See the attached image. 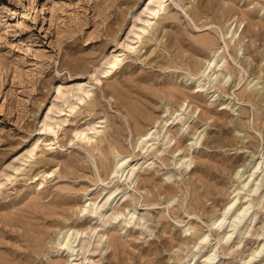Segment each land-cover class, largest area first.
Segmentation results:
<instances>
[{
    "label": "rangeland",
    "instance_id": "obj_1",
    "mask_svg": "<svg viewBox=\"0 0 264 264\" xmlns=\"http://www.w3.org/2000/svg\"><path fill=\"white\" fill-rule=\"evenodd\" d=\"M154 1L0 0V264H201L212 249V264H264L248 262L264 236V0ZM147 131L172 149L142 153ZM117 153L139 165L132 185ZM241 186L256 217L232 247L213 222ZM135 205L140 224L107 218ZM76 231L71 255L58 242Z\"/></svg>",
    "mask_w": 264,
    "mask_h": 264
},
{
    "label": "bare ground",
    "instance_id": "obj_2",
    "mask_svg": "<svg viewBox=\"0 0 264 264\" xmlns=\"http://www.w3.org/2000/svg\"><path fill=\"white\" fill-rule=\"evenodd\" d=\"M154 3H156V6L153 7V8H150L149 9L155 13V14H158L162 9H164L163 5L165 3V0H155ZM149 25L151 26V23L148 22ZM148 25V26H149ZM148 28L149 27H145L143 26L142 27V30L143 32H146L148 31ZM213 56V55H212ZM215 57V56H214ZM223 59V58H222ZM210 61L207 63V67L204 69L203 71V74H206L207 70L212 67L213 65L215 67L218 66V63L219 61L216 60V58L214 60L211 61V59H209ZM118 57H115V59L112 61V68H114L117 64H118ZM221 68H224L225 67V63L223 62L221 65H219ZM217 76H215L214 79H217ZM225 76V75H224ZM227 76V75H226ZM219 78V77H218ZM225 78V77H224ZM254 88V87H253ZM76 91V93H73V91ZM71 94L73 96H77V98L79 100H84L85 99V96H89L90 95V90L87 89V87L85 86H77V87H73L71 88ZM65 96V95H64ZM214 96V95H213ZM71 97V95H70ZM73 101V100H72ZM59 109V107H58ZM101 124V123H100ZM49 125V124H48ZM185 125V124H184ZM99 127V126H98ZM183 127V126H182ZM153 128V127H152ZM151 128V129H152ZM91 129H93V131L95 133H98V129L97 127H92ZM150 129V130H151ZM158 130V129H157ZM85 131V130H84ZM241 132V131H240ZM81 133V132H80ZM83 133V132H82ZM168 132H165V135H164V138L162 141V145H163V148H158L157 149V144L155 142V140H158L160 138V133L159 132H151V131H147L146 133H144L143 135H141V137L138 139V143H139V147H140V150L142 151V153L146 154V153H149L151 150H154V151H160L161 154L162 153H166L167 151H170L169 149H172L170 144H171V141L173 138H171L169 135H167ZM80 135V134H79ZM79 137V136H78ZM84 139H87L88 141L93 139V136H88V135H85L84 136ZM149 142H152L149 144ZM110 148L113 150V152H118L116 149H115V146H113V144H110ZM151 148V149H150ZM136 149V148H135ZM112 152V153H113ZM135 152V151H134ZM136 154V153H135ZM116 155V154H115ZM114 157H117V164H116V169H115V173H118V176L120 179L124 178L125 181H128V183L130 185H132L135 180H136V177H137V169L139 168V165L137 164H133V158L130 156V155H121L120 153H117L116 156ZM176 156H174L175 158ZM137 162V161H136ZM139 162V161H138ZM147 162V161H146ZM145 162V163H146ZM179 162L180 161H176L175 162V165H179ZM261 162V161H260ZM187 163V166L191 165V162H185ZM183 164V163H182ZM260 164H258L256 166V169L250 173V175L248 176V178H250V180L248 182H246L244 185L247 186L250 182H252V185H250V188H249V193L250 191L253 192V193H258L261 189V186H262V179H258V176L262 173V170L259 174L256 175V171L260 169ZM252 167V166H251ZM113 169V170H114ZM141 169V168H140ZM139 169V170H140ZM251 171V170H250ZM249 172V171H248ZM113 173V172H112ZM246 173V172H245ZM246 181V180H245ZM117 185V184H116ZM114 188V187H113ZM113 190V189H112ZM240 190H243V186L239 187V191L234 195L233 198H231V201L228 203L227 206H225V209H224V212H223V218H221L220 220H216V221H212L213 222V225H217V228L219 229H222L223 231V235H222V240H225L226 243H230V246L231 244L232 247H234L236 244H237V241H235V239H239L242 237V235H244L243 233H245L244 231L242 232V228H243V223L245 224L249 219H250V222L255 219L256 217V211L252 209H254V199L253 198H250L249 196H251L250 194H246L247 195V198L249 197V199H245V201H240V197H239V193H240ZM121 191V190H120ZM134 191V190H133ZM264 191V190H263ZM123 192V190H122ZM125 193V192H124ZM264 193V192H263ZM118 194V193H117ZM260 194V193H259ZM116 195V194H115ZM126 194H123L122 196H124ZM263 196V195H262ZM116 196H112L111 194L105 199V201L102 203V204H98L96 202L93 203V205L90 207L89 211L94 215V217L97 215L98 218L100 219H105L106 217V214H107V211L109 209H113V203H114V200H115ZM122 198V197H121ZM264 198V197H263ZM117 199V198H116ZM103 200V199H102ZM243 200V199H242ZM240 201V204L238 205V202ZM259 203L261 204L262 203V200H260L259 198ZM259 204V205H260ZM116 205V204H115ZM114 205V206H115ZM256 208V207H255ZM87 209V208H86ZM128 209V208H126ZM128 213L125 214L123 212H121L120 214L118 215H111L110 217L107 215V218H119V216H123V223H125L126 225H129V224H133V225H137V224H140L141 220H143L146 216L144 214H139L138 213V207L137 205L133 206L132 208L128 209ZM264 211V210H263ZM93 217V218H94ZM261 217H259L260 219ZM218 219V218H217ZM258 220V219H257ZM120 221V220H119ZM108 222V221H107ZM262 222V221H261ZM111 223V222H110ZM253 223V221L251 222ZM250 224V223H248ZM258 224V223H257ZM132 225V226H133ZM251 225V224H250ZM260 225V224H259ZM131 226V227H132ZM259 227V226H258ZM134 228V227H133ZM245 228V227H244ZM250 228V226H249ZM97 229V228H96ZM141 229V228H140ZM102 230V228H101ZM245 230V229H244ZM247 230H248V227H247ZM258 231V229H256ZM255 230V232H256ZM93 232V231H92ZM248 232V231H246ZM254 232V234H255ZM67 233V232H66ZM257 233V232H256ZM264 232L262 231V236L264 235L263 234ZM78 234H79V231H76L75 235H72V234H66L64 237H63V240L59 241L58 244L60 246H65L69 249V251H71V255L72 252L75 251V248H76V244L74 245L75 241H76V238L78 237ZM248 234V233H247ZM94 235V234H93ZM106 235V230L105 232L104 231H99L97 233V237H98V240H97V244H104V241H103V238L104 236ZM203 235V234H202ZM71 236L73 237H76L74 239V241L71 239ZM238 236V237H237ZM234 237V238H233ZM253 237V236H252ZM83 238V237H82ZM81 238V240H82ZM93 238V236L91 237ZM66 239V241H65ZM96 239V238H95ZM236 239V240H237ZM250 238H248L249 240ZM80 240V239H79ZM201 240L202 242H205V243H208L209 240H210V234H206L204 233L203 236H201ZM243 240V239H242ZM253 240V239H252ZM256 240V239H255ZM64 242V243H63ZM80 242V241H79ZM92 242V241H90ZM221 242V241H220ZM241 243V242H240ZM258 243V242H257ZM78 244V243H77ZM260 248H257V250H255V252H252L253 254H251L250 256V259L248 260L249 261H252L253 258H256L257 256H259L260 254H262L264 252V236H263V240H262V243H260ZM90 245V243H89ZM88 245V246H89ZM213 246V245H212ZM79 247V246H78ZM231 247V248H232ZM259 247V246H258ZM213 248V247H212ZM230 248V247H229ZM235 250V249H234ZM212 251V252H211ZM208 255H206L205 259L204 260H201V264H212V262H214L217 257H218V252L216 249H212ZM234 252V251H233ZM245 252V250H244ZM196 254V253H195ZM198 255V254H197ZM264 255V254H263ZM247 256V255H246ZM249 256V255H248ZM195 257V255L193 256ZM197 257V256H196ZM245 257V256H244ZM262 257V256H261ZM193 259V258H192ZM188 260V262L186 264H191V260ZM202 259V258H201ZM245 260V258H244ZM243 260V261H244ZM261 260V259H260ZM259 260V261H260ZM187 261V260H186ZM218 261V260H217ZM216 261V262H217ZM258 261V260H257ZM258 261V262H259ZM182 263V262H181ZM251 263V262H250ZM192 264H197V262H194ZM217 264V263H216Z\"/></svg>",
    "mask_w": 264,
    "mask_h": 264
}]
</instances>
